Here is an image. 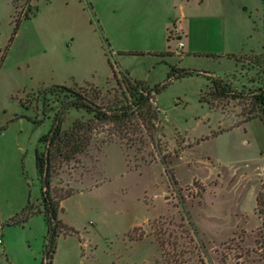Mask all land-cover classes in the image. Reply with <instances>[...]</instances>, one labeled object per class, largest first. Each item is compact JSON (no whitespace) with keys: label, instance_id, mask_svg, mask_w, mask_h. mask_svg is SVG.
Here are the masks:
<instances>
[{"label":"rangeland","instance_id":"374dc122","mask_svg":"<svg viewBox=\"0 0 264 264\" xmlns=\"http://www.w3.org/2000/svg\"><path fill=\"white\" fill-rule=\"evenodd\" d=\"M13 1L0 0V264L42 263L44 215L7 223L29 201L42 207L35 151L45 149L40 137L69 99L67 88L95 90L104 107L129 101L109 56L149 86L172 66L194 74L157 94L155 139L137 115L125 128L100 122L86 151L53 177V194L75 189L59 216L78 231L60 235L53 264H170L176 256L181 264H264V198L256 205L264 123H244L250 93L264 88V0ZM206 73L244 95L201 102L202 92L209 98ZM90 117L70 108L62 126ZM153 232L169 242L165 255Z\"/></svg>","mask_w":264,"mask_h":264},{"label":"trees","instance_id":"16d2710c","mask_svg":"<svg viewBox=\"0 0 264 264\" xmlns=\"http://www.w3.org/2000/svg\"><path fill=\"white\" fill-rule=\"evenodd\" d=\"M20 23L21 19L17 18L13 35L17 33ZM227 56L235 58L238 62L240 61V55L235 53H228ZM108 61L113 69L115 80L120 86H124L125 93L129 96V101H127L126 104H114L113 106L104 107L98 104V96L95 90H93L95 93L93 95V92L83 87L79 89H75L74 87L67 88V91L70 93L69 99L55 112L50 129L40 137V141L45 144V149L43 151L38 149L35 151L36 168L39 172L42 185V207H35L33 203L29 201L19 213L21 218H17V215L7 223L9 225H23L27 223L29 218L34 214L41 213L44 215L47 232L44 237L41 264H53L57 251L58 238L61 234L67 235L74 232L78 233L75 228L67 225L59 216V213L63 209L61 201L75 194V189L71 188L65 190L61 195H57V193L53 194L55 188L52 185V179L61 171L63 164L75 160L79 154L86 151L93 138L96 125L100 122L122 124V127L125 128L128 126V123L132 121L133 116L137 115L142 120L146 133L149 137L155 139V136L160 129L161 113L156 100L157 94L166 88V86L174 79L194 74V71L191 69L172 66L163 83L149 86L145 81L133 79L128 72L114 66L110 61V56L108 57ZM122 71H124L125 76L120 78V72ZM206 76L210 81L209 90L207 92L209 98H205L202 92L200 96L201 102H207L212 106L214 100L226 98L234 99L244 95L243 92H237V90L233 88L232 81L228 78L218 75L214 76L209 73H206ZM249 96L251 98L252 108L244 121L246 122L255 118H260L264 123V88H260L258 91H253ZM70 108L85 110L91 113L92 117L87 119L78 118L69 128L65 129L63 128L62 123L65 121L66 114ZM27 118L35 123L40 122L30 117ZM153 132L156 134H153ZM156 146L159 148L161 147L159 143H157ZM172 184L173 187H175L178 182L173 180ZM262 198H264V192L260 191L256 198L258 206L262 204ZM260 212H262V210H260ZM187 221L192 233L197 234V230L190 220L189 215H187ZM182 226L185 227V225ZM143 235H146V232L143 231L140 236L128 234L131 240L141 239ZM152 235L161 245L162 251L165 255V246L166 244H169V242H165L162 238L161 232H153ZM171 244L177 243L172 242ZM184 261L183 258L176 256L169 263L181 264Z\"/></svg>","mask_w":264,"mask_h":264},{"label":"crops","instance_id":"0c3cea01","mask_svg":"<svg viewBox=\"0 0 264 264\" xmlns=\"http://www.w3.org/2000/svg\"><path fill=\"white\" fill-rule=\"evenodd\" d=\"M13 1V0H12ZM125 1H128V0H120V3H124ZM14 2V1H13ZM176 25V39H178V45L175 47L176 49H180V51L183 53L182 54V57L184 56V48H185V46H186V42H185V38H186V36H185V31H184V29H183V27L181 26V23L179 22L178 24H175ZM169 40V39H168ZM170 41V40H169ZM180 43H182V45L180 46L179 44ZM226 53V52H225ZM233 53V52H232ZM228 54V53H227ZM226 54V55H227ZM236 54V53H235ZM220 58H225V56H220ZM229 59H233V60H236L235 58H233V57H229ZM235 63H236V61H235ZM235 68H237V63H236V65H235ZM256 119V118H255ZM248 122H250V121H246V122H244V123H248ZM263 148H261L260 149V152H261V150H262ZM261 155V154H260ZM259 190H260V188L257 190V192H256V198H257V195H258V192H259ZM256 205H257V202H256Z\"/></svg>","mask_w":264,"mask_h":264},{"label":"built area","instance_id":"2783aa9c","mask_svg":"<svg viewBox=\"0 0 264 264\" xmlns=\"http://www.w3.org/2000/svg\"><path fill=\"white\" fill-rule=\"evenodd\" d=\"M180 46L182 45V43L179 44ZM2 242V239H0V243Z\"/></svg>","mask_w":264,"mask_h":264}]
</instances>
